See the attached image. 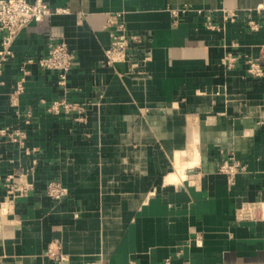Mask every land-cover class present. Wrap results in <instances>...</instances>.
<instances>
[{"label": "crops", "instance_id": "obj_1", "mask_svg": "<svg viewBox=\"0 0 264 264\" xmlns=\"http://www.w3.org/2000/svg\"><path fill=\"white\" fill-rule=\"evenodd\" d=\"M43 1L69 14L23 29L0 74V131L25 136L0 138V264H264V222L237 218L264 201V75L247 63L264 70V0ZM117 14L137 41L109 66ZM51 39L75 55L65 87L37 64Z\"/></svg>", "mask_w": 264, "mask_h": 264}, {"label": "built area", "instance_id": "obj_2", "mask_svg": "<svg viewBox=\"0 0 264 264\" xmlns=\"http://www.w3.org/2000/svg\"><path fill=\"white\" fill-rule=\"evenodd\" d=\"M259 12L262 13L264 17V7L259 8ZM55 14H69V10L53 8L43 0H36L33 3L26 0H0V33L2 34L3 46V49L0 52V74L4 63L13 57L11 47L18 34L30 24L48 20ZM120 18V14L111 15L107 21V26L114 30L111 47L106 52V63L109 66L114 63L125 62L128 49L137 41L136 37H126L124 25L120 22ZM248 25L251 31L259 30V25L253 21L249 22ZM74 61L75 55L64 41L51 39L48 54L40 59L37 64L42 71L57 72L59 76V85L65 87L67 85L68 74L73 67ZM235 62L236 59L231 55H228L224 59V64L229 67L234 65ZM247 63L249 75L254 77H262L264 75V70L261 67L259 60L251 58ZM27 77L28 72L23 71L11 97V103L14 107H18L19 105L20 97L25 90ZM72 107L71 104L62 101L52 105L50 110L59 111L60 109H63L68 111ZM8 131V129L2 131L1 134L3 137L0 138L8 137ZM23 137L25 138L24 134ZM14 142L17 143L18 140L16 139ZM23 142L24 139L20 144L22 145ZM243 171L244 167L234 159L225 161L220 167V173L227 176L230 185L234 184L235 177ZM32 188L33 185L26 184L24 187H18V189H15L12 192L23 195ZM46 193L53 200L60 201L68 192L61 183L52 181L47 185ZM237 218L240 221L264 222V201L243 204L237 213ZM51 254L54 255L53 253Z\"/></svg>", "mask_w": 264, "mask_h": 264}, {"label": "rangeland", "instance_id": "obj_3", "mask_svg": "<svg viewBox=\"0 0 264 264\" xmlns=\"http://www.w3.org/2000/svg\"><path fill=\"white\" fill-rule=\"evenodd\" d=\"M4 130H6V129H3V130L0 131V137H3V135L1 133ZM8 133H9V136L8 137H4V138H9L12 143H15L14 141L17 139L18 140L17 143L20 144L23 141V139H24L23 133L21 131H19V130H15V131H12V132L8 131ZM0 142H1V140H0ZM9 181H6V183H7L6 186L9 188V190H12V191H14L15 189H18V187L22 188V187H24L26 185V183H21V182H18V184L16 185V184H13V183H11Z\"/></svg>", "mask_w": 264, "mask_h": 264}, {"label": "bare ground", "instance_id": "obj_4", "mask_svg": "<svg viewBox=\"0 0 264 264\" xmlns=\"http://www.w3.org/2000/svg\"><path fill=\"white\" fill-rule=\"evenodd\" d=\"M179 157H180V155H179ZM179 159V158H178ZM172 178H174L173 176H172ZM171 180V179H170Z\"/></svg>", "mask_w": 264, "mask_h": 264}]
</instances>
